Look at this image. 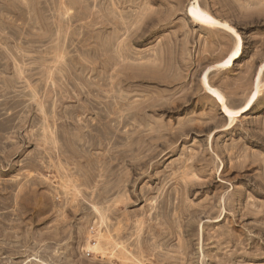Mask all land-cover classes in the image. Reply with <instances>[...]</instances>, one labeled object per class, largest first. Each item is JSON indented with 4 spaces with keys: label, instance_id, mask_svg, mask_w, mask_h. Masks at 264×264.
<instances>
[{
    "label": "rangeland",
    "instance_id": "obj_1",
    "mask_svg": "<svg viewBox=\"0 0 264 264\" xmlns=\"http://www.w3.org/2000/svg\"><path fill=\"white\" fill-rule=\"evenodd\" d=\"M0 264H264V0H0Z\"/></svg>",
    "mask_w": 264,
    "mask_h": 264
},
{
    "label": "bare ground",
    "instance_id": "obj_2",
    "mask_svg": "<svg viewBox=\"0 0 264 264\" xmlns=\"http://www.w3.org/2000/svg\"><path fill=\"white\" fill-rule=\"evenodd\" d=\"M199 3L201 0H194ZM189 15L193 23H197L200 27L206 29H218L224 30L226 32L231 31L236 33L232 27H230L226 23H222L215 19L213 15L203 6L200 5L199 8L189 10ZM240 38L237 36V42L234 40V45L231 51L221 60L219 61L215 67L219 71H227L232 69L234 62L241 58L242 49L240 46ZM256 79L253 82L252 90L247 96L244 104L237 108L232 109L227 105L226 98L221 95L218 91L212 89L209 86L208 80L206 77L202 79V87L203 89H207L210 94H207L210 99H212L215 104L220 107L222 114L227 119V127L228 129L233 127L236 121L241 118V116L251 110L252 105L256 104L262 96V84H261V69H258ZM224 212V211H223ZM222 216V215H221Z\"/></svg>",
    "mask_w": 264,
    "mask_h": 264
}]
</instances>
